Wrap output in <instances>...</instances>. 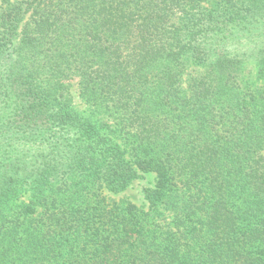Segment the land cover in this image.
I'll list each match as a JSON object with an SVG mask.
<instances>
[{"label": "trees", "instance_id": "trees-1", "mask_svg": "<svg viewBox=\"0 0 264 264\" xmlns=\"http://www.w3.org/2000/svg\"><path fill=\"white\" fill-rule=\"evenodd\" d=\"M0 264H264V0H1Z\"/></svg>", "mask_w": 264, "mask_h": 264}, {"label": "rangeland", "instance_id": "rangeland-1", "mask_svg": "<svg viewBox=\"0 0 264 264\" xmlns=\"http://www.w3.org/2000/svg\"><path fill=\"white\" fill-rule=\"evenodd\" d=\"M1 2V0H0ZM195 70H199L193 64H190L186 68V73L183 75L182 87H185L187 83L188 73H192ZM243 77L244 80H247L248 83L259 86L262 82L257 77V69L256 65L252 60H247L244 64L243 69ZM70 90L72 94V101L74 108L82 115L94 117L100 121L106 120L108 117L103 113H96L93 111V106H91L88 102H86L80 95V90L78 87V80L74 78L70 81ZM155 184V177L152 174H144L142 177L135 179L124 191L120 193H112L108 196L114 200H118L120 202L130 201L136 204L138 207L143 208L144 210H149V204L144 197V188L147 186H153ZM28 196H25L27 199ZM156 222L165 226L170 222L171 213L169 210L164 209L162 205H159L158 211H154Z\"/></svg>", "mask_w": 264, "mask_h": 264}]
</instances>
